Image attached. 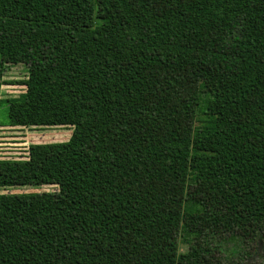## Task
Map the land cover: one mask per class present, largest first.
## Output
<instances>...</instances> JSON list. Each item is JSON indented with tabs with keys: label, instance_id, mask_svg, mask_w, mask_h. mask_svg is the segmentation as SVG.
<instances>
[{
	"label": "trees",
	"instance_id": "16d2710c",
	"mask_svg": "<svg viewBox=\"0 0 264 264\" xmlns=\"http://www.w3.org/2000/svg\"><path fill=\"white\" fill-rule=\"evenodd\" d=\"M0 106L73 131L0 158L57 187L0 194V264H264V0H0Z\"/></svg>",
	"mask_w": 264,
	"mask_h": 264
},
{
	"label": "rangeland",
	"instance_id": "374dc122",
	"mask_svg": "<svg viewBox=\"0 0 264 264\" xmlns=\"http://www.w3.org/2000/svg\"><path fill=\"white\" fill-rule=\"evenodd\" d=\"M27 77V68L23 65L13 67L5 76L6 81H22ZM25 92V88L19 85H5L2 88V98L19 97ZM8 124V108L0 106V125ZM216 127V121L212 117L198 116L196 118V130H212ZM70 127L54 128H0V158L1 159H25L28 149L33 144L62 143L67 142L72 135ZM194 176V175H193ZM56 186H14L0 188V194H21L55 192ZM187 209H197L196 206L186 205ZM186 252V247H181ZM180 264H188L180 262Z\"/></svg>",
	"mask_w": 264,
	"mask_h": 264
},
{
	"label": "crops",
	"instance_id": "0c3cea01",
	"mask_svg": "<svg viewBox=\"0 0 264 264\" xmlns=\"http://www.w3.org/2000/svg\"><path fill=\"white\" fill-rule=\"evenodd\" d=\"M7 129H17V128H7Z\"/></svg>",
	"mask_w": 264,
	"mask_h": 264
}]
</instances>
